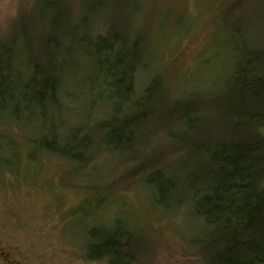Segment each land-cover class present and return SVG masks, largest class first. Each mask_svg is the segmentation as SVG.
<instances>
[{"label": "trees", "instance_id": "trees-1", "mask_svg": "<svg viewBox=\"0 0 264 264\" xmlns=\"http://www.w3.org/2000/svg\"><path fill=\"white\" fill-rule=\"evenodd\" d=\"M87 1L36 0L40 45L21 63L20 35L2 38L0 119L34 127L41 152L82 168L102 148L101 161L116 156L159 208L191 205L206 238L194 253L205 264H264V29L255 28L264 27V0L258 9L233 2L214 54L226 52V68L217 64L210 87L194 83L186 98L178 85L169 90L155 62L141 21L146 0L130 9L126 0ZM100 106L88 123L65 119ZM211 114L212 136L204 130ZM9 142L0 130V173L15 151ZM124 213L86 228V258L139 264L141 235Z\"/></svg>", "mask_w": 264, "mask_h": 264}, {"label": "rangeland", "instance_id": "rangeland-1", "mask_svg": "<svg viewBox=\"0 0 264 264\" xmlns=\"http://www.w3.org/2000/svg\"><path fill=\"white\" fill-rule=\"evenodd\" d=\"M83 1L78 0L80 6ZM93 1L88 0L87 5ZM126 1L120 3L128 9L137 4V0ZM146 1L141 21L169 90L180 86L177 94L184 98L194 91V83L207 90L217 64L226 68V52L216 58L214 54L221 48L218 33L227 27L235 0ZM260 2L263 0H246L249 9H258ZM35 5L36 0H0V44L5 36L20 35L17 63L33 55L40 45L37 38L41 31L31 20L36 15ZM95 16L96 25H100L103 15L96 11ZM255 28L264 29L261 23ZM100 110L101 106L78 109V115L65 114V119L69 124L88 123V116L98 117ZM207 121L204 130L212 136L214 115ZM0 130L15 147L9 151L10 167L0 173V264H106L105 260L86 258V228L122 212L126 214L119 216L136 224L141 235L139 264L206 263L194 253L206 238L203 225L191 215V205L155 206L143 178L121 172L124 168L120 169L116 156L108 154L103 162L100 154L106 151L95 148L94 161L82 168L41 152L31 142L39 134L34 127L0 119ZM33 155L35 161H30Z\"/></svg>", "mask_w": 264, "mask_h": 264}]
</instances>
